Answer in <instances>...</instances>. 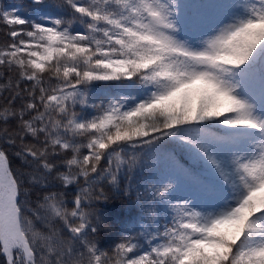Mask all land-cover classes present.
<instances>
[{
	"label": "snow or ice",
	"instance_id": "6c2138e0",
	"mask_svg": "<svg viewBox=\"0 0 264 264\" xmlns=\"http://www.w3.org/2000/svg\"><path fill=\"white\" fill-rule=\"evenodd\" d=\"M30 8L0 6L4 264H264V0Z\"/></svg>",
	"mask_w": 264,
	"mask_h": 264
},
{
	"label": "trees",
	"instance_id": "16d2710c",
	"mask_svg": "<svg viewBox=\"0 0 264 264\" xmlns=\"http://www.w3.org/2000/svg\"><path fill=\"white\" fill-rule=\"evenodd\" d=\"M10 2L20 3L24 7V10L31 11L30 6L32 4V0H0V6L4 7L6 4ZM177 2L185 3L184 0H177ZM3 31H4L3 25L0 24V41L3 40V36H2ZM108 84L109 82H99L98 87L100 89H104L108 86ZM96 102L98 103L99 101ZM10 126H14V125H10ZM3 143H4L3 139L0 138V144ZM8 151L12 161L13 168L22 170L23 161L21 160V158L15 156L14 154L15 150L13 148L10 147ZM69 195H71V193H69ZM34 199H35V190H30L28 195V200L30 202H34ZM104 203L105 202H101V205H104ZM122 203L123 201L121 200H109L106 202V206L104 207V211L106 212V214L110 217L112 221L116 223L117 226L119 225L121 217L128 215V209L121 207ZM69 207H71V205H69ZM136 230L139 231L138 228ZM116 231L117 228L113 227L112 233H116ZM112 233H109V235H111ZM129 234H134V233H129ZM101 239H104V237H101ZM0 264H4L3 257H0Z\"/></svg>",
	"mask_w": 264,
	"mask_h": 264
},
{
	"label": "rangeland",
	"instance_id": "374dc122",
	"mask_svg": "<svg viewBox=\"0 0 264 264\" xmlns=\"http://www.w3.org/2000/svg\"><path fill=\"white\" fill-rule=\"evenodd\" d=\"M4 7L8 10H10L13 7H16V8H19V9L25 11V12H30V11L24 10V7L20 3H17V2H10V3L6 4Z\"/></svg>",
	"mask_w": 264,
	"mask_h": 264
}]
</instances>
